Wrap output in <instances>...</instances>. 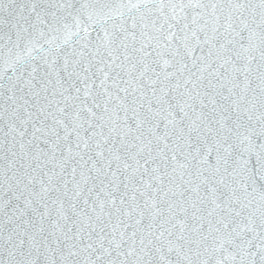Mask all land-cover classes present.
Listing matches in <instances>:
<instances>
[{
    "label": "snow or ice",
    "instance_id": "1",
    "mask_svg": "<svg viewBox=\"0 0 264 264\" xmlns=\"http://www.w3.org/2000/svg\"><path fill=\"white\" fill-rule=\"evenodd\" d=\"M0 264H264V0H0Z\"/></svg>",
    "mask_w": 264,
    "mask_h": 264
}]
</instances>
